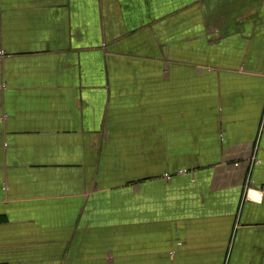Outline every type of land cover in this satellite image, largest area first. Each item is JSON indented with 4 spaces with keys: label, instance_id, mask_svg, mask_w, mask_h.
I'll return each instance as SVG.
<instances>
[{
    "label": "crops",
    "instance_id": "crops-1",
    "mask_svg": "<svg viewBox=\"0 0 264 264\" xmlns=\"http://www.w3.org/2000/svg\"><path fill=\"white\" fill-rule=\"evenodd\" d=\"M263 120L264 0H0V264H264Z\"/></svg>",
    "mask_w": 264,
    "mask_h": 264
},
{
    "label": "built area",
    "instance_id": "built-area-1",
    "mask_svg": "<svg viewBox=\"0 0 264 264\" xmlns=\"http://www.w3.org/2000/svg\"><path fill=\"white\" fill-rule=\"evenodd\" d=\"M260 131H261L262 133H264V120H263L262 123H261ZM251 160H252L253 163H256V161H257L256 158H255L254 156H252Z\"/></svg>",
    "mask_w": 264,
    "mask_h": 264
}]
</instances>
